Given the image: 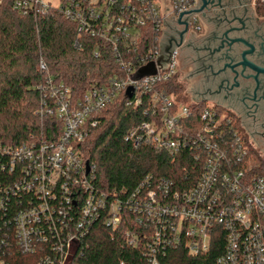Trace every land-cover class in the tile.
I'll return each mask as SVG.
<instances>
[{
    "label": "built area",
    "instance_id": "1",
    "mask_svg": "<svg viewBox=\"0 0 264 264\" xmlns=\"http://www.w3.org/2000/svg\"><path fill=\"white\" fill-rule=\"evenodd\" d=\"M4 2L0 0V5ZM195 4V0H60L53 5L11 0L12 9L23 15H46L56 7L77 24L79 34L111 46L124 72L80 97L64 83L48 79L39 86L43 97L38 113L59 118L58 138L32 135L15 146L0 143V171L7 173L6 183L0 182V264H6L4 246H10L9 238L22 253L42 251L43 264H67L74 247L95 224L116 229L129 219L152 229L146 264H161L157 259L161 248L164 252L183 244L188 253L200 255L221 239L224 248L215 264H264V176L253 174L247 160L252 142L210 106L202 110V126L182 134L188 104H179L165 88H158L179 74L181 46L174 42L165 50L167 22L183 18ZM148 23L161 32L158 47L142 57L140 66L126 64L123 43ZM190 23L199 29L197 16ZM74 46H80L77 40ZM93 54L99 56V46ZM151 61L156 62V73L136 79L138 69ZM39 66L46 70L42 59ZM149 94L151 119L132 126L125 140L171 154L196 146L202 170L184 191L174 188L172 181L146 177L130 194L106 193L93 183L95 166L84 159L78 145L96 126L97 112L121 96L126 105L139 106ZM9 199L20 207L12 214L15 203ZM126 236L131 244L137 243L135 231H126Z\"/></svg>",
    "mask_w": 264,
    "mask_h": 264
},
{
    "label": "trees",
    "instance_id": "2",
    "mask_svg": "<svg viewBox=\"0 0 264 264\" xmlns=\"http://www.w3.org/2000/svg\"><path fill=\"white\" fill-rule=\"evenodd\" d=\"M160 31L152 23L140 28L134 38L123 43L122 58L126 64L141 65V59L159 44ZM75 40L79 47L74 46ZM99 46L100 54L93 52ZM127 49H130L128 51ZM42 59L46 70L40 69ZM124 69L109 45H102L96 38L77 32V24L67 19L56 7L46 15L14 11L11 0L0 5V143L15 146L26 142L32 135L56 140L60 132L57 117H41L38 113L43 92L39 86L48 79L62 82L75 97L82 96L97 84L106 83L111 77L122 74ZM179 74L158 84L176 98L183 95L186 86ZM139 106L126 105L123 97L95 114L98 120L86 139L78 145L84 159L95 166L93 183L106 193L117 197L130 194L146 178L165 179L174 188L184 191L196 182L202 160L196 158V146L180 148L174 154L153 145L134 146L125 140L127 131L134 125L151 119L146 100ZM178 107V104H176ZM205 101L189 103V114L181 121L184 132L202 126L201 113ZM220 114L233 121L235 128L244 135L236 117L226 109L214 105ZM246 138L247 136L244 135ZM248 162L253 174L264 176V159L251 145ZM7 173L0 171V182L6 183ZM10 200V201H9ZM11 213L20 208L15 200ZM132 218V216H131ZM135 231L137 243L131 244L126 231ZM151 228L136 225L133 219L110 229L99 222L73 249L67 264H146L149 260ZM4 246L6 264H43L42 251L25 254L18 250L12 238ZM221 240L212 244L206 254L192 255L185 245L168 246L157 253L161 264H215L222 253Z\"/></svg>",
    "mask_w": 264,
    "mask_h": 264
},
{
    "label": "flooded vegetation",
    "instance_id": "3",
    "mask_svg": "<svg viewBox=\"0 0 264 264\" xmlns=\"http://www.w3.org/2000/svg\"><path fill=\"white\" fill-rule=\"evenodd\" d=\"M168 20L167 48L181 41L179 75L196 101L231 112L254 148L264 149V0H195ZM197 16L195 29L190 23ZM249 62L243 64L242 62Z\"/></svg>",
    "mask_w": 264,
    "mask_h": 264
},
{
    "label": "water",
    "instance_id": "4",
    "mask_svg": "<svg viewBox=\"0 0 264 264\" xmlns=\"http://www.w3.org/2000/svg\"><path fill=\"white\" fill-rule=\"evenodd\" d=\"M175 43L179 46L182 45L181 41H176ZM165 50L168 51L169 49L166 48ZM160 60H162V58H160L157 62H160ZM243 64L244 65L249 64V65H251V67H254L251 63L246 62V61L241 63V65H243ZM155 73H156V62L151 61V62L147 63L146 65L140 67L134 77L136 79H140L144 76L153 75ZM87 171H89V168H87Z\"/></svg>",
    "mask_w": 264,
    "mask_h": 264
},
{
    "label": "rangeland",
    "instance_id": "5",
    "mask_svg": "<svg viewBox=\"0 0 264 264\" xmlns=\"http://www.w3.org/2000/svg\"><path fill=\"white\" fill-rule=\"evenodd\" d=\"M44 1H46V2H48V3H51V4H53V5H57V4L59 3L60 0H44ZM179 76H180V77H179L180 80L183 82V79L181 78V75H179ZM184 84H185V82H184ZM185 86H186V84H185ZM186 91H187V86H186ZM176 101H177L179 104H189V103L192 101V96H191V94L188 93V91H187V92H185L183 95L178 96V97L176 98ZM205 102H206V101H205ZM206 103H207V105L210 106V107H213V106L215 105V103H214L213 101H207ZM260 150H261V151H259V150L257 149L259 155L264 159V149L262 148V149H260Z\"/></svg>",
    "mask_w": 264,
    "mask_h": 264
},
{
    "label": "crops",
    "instance_id": "6",
    "mask_svg": "<svg viewBox=\"0 0 264 264\" xmlns=\"http://www.w3.org/2000/svg\"><path fill=\"white\" fill-rule=\"evenodd\" d=\"M167 25H168V22H167ZM193 100V99H192Z\"/></svg>",
    "mask_w": 264,
    "mask_h": 264
}]
</instances>
